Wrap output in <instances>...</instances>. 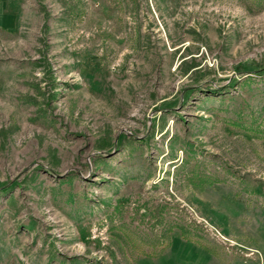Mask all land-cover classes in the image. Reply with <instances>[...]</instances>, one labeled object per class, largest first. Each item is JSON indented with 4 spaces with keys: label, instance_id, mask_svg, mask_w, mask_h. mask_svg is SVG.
<instances>
[{
    "label": "rangeland",
    "instance_id": "rangeland-1",
    "mask_svg": "<svg viewBox=\"0 0 264 264\" xmlns=\"http://www.w3.org/2000/svg\"><path fill=\"white\" fill-rule=\"evenodd\" d=\"M0 264H264V0H0Z\"/></svg>",
    "mask_w": 264,
    "mask_h": 264
}]
</instances>
